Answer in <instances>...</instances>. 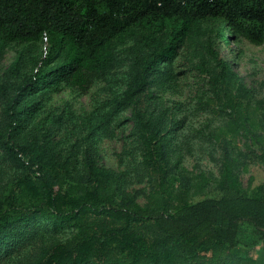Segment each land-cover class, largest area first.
Wrapping results in <instances>:
<instances>
[{
    "label": "trees",
    "instance_id": "obj_1",
    "mask_svg": "<svg viewBox=\"0 0 264 264\" xmlns=\"http://www.w3.org/2000/svg\"><path fill=\"white\" fill-rule=\"evenodd\" d=\"M216 28L227 44L230 37L262 44L264 0H0V49L26 45L16 73L28 51L49 44L4 107L0 153L19 177L0 194V261L16 249L26 251L16 264H261L243 251L264 248V184L243 187L235 152L245 139L264 162V103L213 48ZM128 40L134 59L123 95L108 112L89 115L83 143L53 141L35 122L48 92L64 83L85 93L107 80L118 43ZM181 49L209 78L200 109L222 114L213 129L223 148L220 197L206 196L210 177L189 179L172 160L174 133L187 116L178 119L183 104L168 106L161 93L181 75ZM128 109L141 155L136 176L149 187L144 205L128 190L133 175L103 166L96 146ZM55 124L64 126L61 117Z\"/></svg>",
    "mask_w": 264,
    "mask_h": 264
},
{
    "label": "rangeland",
    "instance_id": "obj_2",
    "mask_svg": "<svg viewBox=\"0 0 264 264\" xmlns=\"http://www.w3.org/2000/svg\"><path fill=\"white\" fill-rule=\"evenodd\" d=\"M217 30V28L214 29L212 34L215 46L213 48L225 60L231 62L243 83L253 90L255 99L264 103V42L255 45L243 38L232 40L233 38L230 37V44H227L217 39ZM207 33L201 35L202 39L207 40L209 36ZM48 46V42L44 41L40 42L36 49L34 47L28 51L27 57L30 58L19 73L14 71V65L26 45L13 43L4 50L0 49V87H4L0 88V130L3 132L7 126L4 107L8 102V93L13 91L14 85L21 81L24 73H31L33 69L38 68L39 59L47 54ZM132 47V40L118 43L116 67L107 80L96 79L87 92L82 93L64 83L59 86L58 90L48 92L43 101L44 108L36 117L35 122L39 123L41 129L50 131L53 141L60 142L65 148L71 147L78 141L83 143L87 136L83 127L89 115L108 112L115 100L127 89L130 66L134 59ZM197 47L201 46L197 44ZM201 50L206 53L204 47H201ZM191 53V50H180L176 61V72L181 75L161 93L170 100L167 103L168 106H172L175 102L183 104V111L178 115V119L183 120L187 116L174 133L172 160L189 179L201 174L210 177L211 184L206 191V196L220 197L221 192L217 188L216 181L220 174L223 148L215 140L213 129L221 125L222 114L220 115L219 111L213 113L200 109L199 100L201 97L206 99L203 92L209 89V78L191 67L189 58H187ZM131 115L130 109L125 110L111 124L112 136L99 134L96 146L99 149L103 166L113 168L118 172L126 170L133 175L132 184L128 190L132 194L137 192L138 202L144 205L147 201L146 195L149 193V187L146 180L142 181L136 176V173L141 171V155L134 141L135 138L132 136ZM58 117H61L63 121L62 128L59 124H55ZM244 144L245 139H242L239 142V149L235 152L238 157L235 172L243 187L249 190L264 184V162L262 151L258 147L247 149ZM18 177V170L7 164L0 153V194L7 183L14 182ZM32 249L30 248V251ZM24 253H26L25 250H11V253L2 255L4 258L0 264H16ZM247 254L264 264L262 245L251 250L244 249L243 255Z\"/></svg>",
    "mask_w": 264,
    "mask_h": 264
}]
</instances>
